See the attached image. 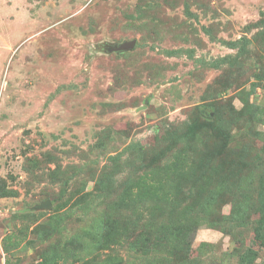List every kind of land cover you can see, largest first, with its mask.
<instances>
[{"label": "rangeland", "instance_id": "374dc122", "mask_svg": "<svg viewBox=\"0 0 264 264\" xmlns=\"http://www.w3.org/2000/svg\"><path fill=\"white\" fill-rule=\"evenodd\" d=\"M246 148L264 158V0H0V264H240L232 232L264 264L259 206L237 230L235 186L199 206ZM188 205L183 252L130 249ZM106 215L121 231L99 249Z\"/></svg>", "mask_w": 264, "mask_h": 264}, {"label": "trees", "instance_id": "16d2710c", "mask_svg": "<svg viewBox=\"0 0 264 264\" xmlns=\"http://www.w3.org/2000/svg\"><path fill=\"white\" fill-rule=\"evenodd\" d=\"M247 149V148H246ZM249 151L243 157H248L253 165L251 167L245 168L244 174L241 176L237 185H233L232 178L230 174H226V178L219 176V168L213 170L212 173H217L216 184L214 186H209L205 192V195L200 199L199 206L201 207V212L206 213L211 211L218 202H220V196H223V192L230 186H235L232 188L231 199L229 197L228 203L230 204V211L228 215L221 216V220L227 224L231 223L229 227L241 229V225L245 224L246 220L250 217V213L255 207L259 206L260 218L253 225L254 231H262L264 228V158L255 152L253 155L249 156ZM200 165V164H199ZM247 167V166H246ZM247 169V170H246ZM104 186L102 179H99L95 184V188L99 189ZM211 187H215L212 188ZM235 190V191H233ZM10 195V191H6L4 188L0 189V196ZM224 203H222L223 205ZM120 206V205H119ZM195 209L188 205L185 207L183 214L178 218L179 225L173 229L167 228L165 226H160L157 231H146L142 229L141 232L137 233L136 237L130 242V249L139 250L143 255L150 254L151 252H161L166 249L170 244L173 245L174 254L183 252L186 248L188 242V232L190 231L191 225L196 224L197 220L193 215ZM262 213V214H261ZM117 220L109 215L100 218L99 222L95 225V242L96 247L101 249L106 245L113 242L121 231L120 227L118 229ZM257 224V225H256ZM256 225V227H254ZM143 228V227H142ZM120 230V231H119ZM231 233V232H230ZM234 240L240 243L241 249L238 251V257L240 264H254L256 259L259 258V253L250 248H244L243 240L241 238L235 237ZM3 242L4 252H8L9 247H17L21 243L20 235H9L5 237ZM55 259H60V257L54 256ZM117 258L108 259L103 264H117ZM47 259L42 260L41 264H47ZM4 264H13L9 258L5 259Z\"/></svg>", "mask_w": 264, "mask_h": 264}, {"label": "water", "instance_id": "95a60500", "mask_svg": "<svg viewBox=\"0 0 264 264\" xmlns=\"http://www.w3.org/2000/svg\"><path fill=\"white\" fill-rule=\"evenodd\" d=\"M135 45V41H124L122 43H116V44H105L101 45L100 49L107 53H116V54H122L129 51H132ZM51 207V204L49 201H46L44 203L39 204L36 209H45L49 210Z\"/></svg>", "mask_w": 264, "mask_h": 264}]
</instances>
